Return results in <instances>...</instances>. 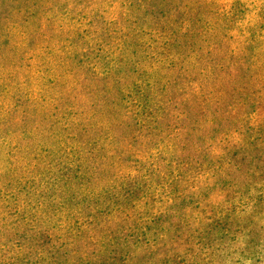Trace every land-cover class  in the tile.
<instances>
[{"label": "trees", "instance_id": "1", "mask_svg": "<svg viewBox=\"0 0 264 264\" xmlns=\"http://www.w3.org/2000/svg\"><path fill=\"white\" fill-rule=\"evenodd\" d=\"M179 9L185 17L180 29L172 18L165 21L171 37L167 33L154 36L141 26L138 32L147 38L136 39L128 25L103 20V16L81 27L86 37L81 43L87 49L84 52L76 51L79 38L60 35L64 42L74 43L68 60L86 57L90 72L75 71L72 76L82 79L62 99L41 96L45 86L41 72H24L13 58L11 65H19L20 75L6 71L9 63L1 65L0 264L86 261L85 253L73 245L75 238L64 241L70 238L67 232L76 233L81 224L88 227L102 214L116 217L115 211L129 203L135 191L146 198L147 208L129 225L110 224L109 231L102 229L96 251L106 257H117L133 246L130 264H171L181 253L170 244L175 238L183 239V232L206 237L207 226L224 219L231 230L235 219L259 230L264 181L249 186L248 179L237 177L236 172L246 169L252 177L259 173L257 177L264 178V119L259 116L264 109V35L257 25L244 27L238 45L231 48L223 40L226 34L218 33L204 49L194 39L201 23L198 16L205 12L200 1L184 0ZM171 10L177 9L168 7ZM223 15L212 13L213 19L200 26L210 32L223 26L224 31L228 19ZM94 49L98 54L92 56ZM176 66L181 67L180 73ZM11 77L14 84H5ZM186 79L197 82L191 93L194 100L181 113L182 125L170 127V132L164 129L160 135L156 131L161 119L168 122V106L162 105L161 111L167 114L154 115L149 126L145 118L154 108L151 103L169 92L172 97L165 102L171 104L172 88L189 83ZM205 82L218 83L214 88ZM31 83L35 84L30 91ZM208 87L212 89L206 92ZM168 138L171 142L165 143ZM232 151L243 155L239 169L230 165ZM247 156L249 164L244 163ZM41 169L45 179L36 174ZM187 173L207 177L206 183L178 193L185 187ZM232 189L239 194L238 201L229 205L228 212L212 214L215 197ZM84 212L89 213L85 218ZM231 237L221 250L232 248L231 241L237 238L235 233ZM39 238L55 242L50 257L31 255V241ZM248 238L227 255L224 252L221 261L248 264L255 245ZM254 254L255 262L261 263L258 253ZM218 263L219 259L213 262Z\"/></svg>", "mask_w": 264, "mask_h": 264}, {"label": "rangeland", "instance_id": "2", "mask_svg": "<svg viewBox=\"0 0 264 264\" xmlns=\"http://www.w3.org/2000/svg\"><path fill=\"white\" fill-rule=\"evenodd\" d=\"M199 1L202 11L204 10L205 12L204 15L198 16V19H201V23L198 24V27L196 28L198 32H195L194 39L200 41L199 43H202L204 49L209 43H211V41L215 40L214 35L218 33L220 37H222L223 34H226L223 40L227 41L226 44L231 48L238 45L239 39L242 38L240 34H242L241 32L244 27L248 29L250 26H253L254 28L257 25V29H260L264 35V0ZM183 3L184 0H0V69H2L1 65L9 63V65L4 67L6 71L8 69L15 70L14 75H20L21 72H18V69H20L18 68L19 65H11V58H13L15 59L13 60V63L19 61L20 63L18 64H22L25 68L24 72L33 70L37 72L39 71L45 75L43 76L45 78V86L43 87L42 97H47L51 101H54L59 96L58 99H62V97L65 96V93L70 87H72V84L79 83L82 79L81 77L75 79L72 76L75 74V71L87 72L86 70L88 67L86 65L88 59L80 56L74 62L68 60V56L66 57V55L71 52L74 43L71 41H66L67 43L64 42V37H61L60 35L67 36L71 33L72 37L79 38L78 49H76V51L80 52V50L83 49L81 52H84L87 49L82 48L81 43L85 41L86 37L85 33L84 35H81V27L85 28L84 25H87V22L103 16V20L107 21L113 19L119 23L128 25L130 30L132 28L130 31L131 36L136 39L138 37H141L140 39L147 38V36L141 35V33L138 32L141 26L151 29L153 31L152 35L154 36L155 34L158 36L167 33L168 37H171L172 30L165 27V21L168 18H172V22L174 20L177 21L178 29H180L185 17L178 10H180L179 7L183 6ZM171 6L177 10L167 11L168 7ZM229 10H232L230 15L224 16L223 13H226ZM212 13H216V16L223 15V18L228 19L225 21L226 29L224 31L221 29L223 26H219L220 28L217 30L215 29L213 32H210V30L204 25L202 27L200 26L213 19ZM77 20H81L82 22H77ZM248 33V30L244 31V34L247 35ZM79 35L84 36V39ZM199 46L200 45H197L196 48ZM193 48H195V44L193 45ZM96 53L98 54V51L97 49H94L92 51V56ZM7 56L9 58H7ZM3 58L7 59L4 60ZM79 59L80 61H78ZM175 69L180 73V66H176ZM181 73L182 74H178V76L183 75V70ZM0 77L3 78V75H0ZM13 77L4 81L5 84H14ZM192 78L193 77L190 79ZM195 78L197 77H194V79ZM190 79H186L188 80L187 82H189ZM212 81L213 80L211 79L209 83ZM217 83L218 82L208 84L205 82L204 84L212 85L215 88L217 87ZM34 84L35 83H31L27 89L31 91V89L34 88ZM196 85L197 82H189L184 86H174L175 88H172L171 92L174 93L175 98L171 104L165 102L171 95L169 92H167L166 97L165 95H162L159 100L152 101L151 105H154V108L150 113V107L147 109V113L150 115L145 118V122H148V125L150 126V124L152 125L151 118H153L154 115L161 117L162 115L167 114L161 111L162 105H166L168 106L167 110L169 111V115L165 118L168 122L162 123L161 119L156 132L161 135L164 129L168 130L170 127H176L178 129V127L182 125L181 113L187 110L190 99L194 100L191 93ZM210 89H212V87H208L206 92ZM3 97L9 101V97ZM204 98H206V95H204ZM202 101L204 104L205 100L202 99ZM26 109L27 105H24V110ZM260 112L261 114L259 116L261 117V120H263L264 109H261ZM201 116L202 114H200L199 117ZM168 131L170 132L171 130ZM134 135H138V133L136 132ZM163 135H165V133ZM169 140L171 142V139L168 138L165 140V143ZM133 147L137 150L136 146ZM253 156L256 157L255 155ZM228 157L229 160H232L230 165L233 169H239L243 155H235V151H232L229 153ZM249 160L250 157L247 156L244 163L249 164ZM245 171L246 169L244 172L243 170L242 172L240 170V172H236V174L237 177L248 179L250 183L249 186H258L264 181L263 177H257L259 176V173L255 174L257 176L252 177V175H250L251 173L247 174ZM44 172L45 169H41L36 172V174L40 179H45ZM180 173L182 174V172ZM188 176L190 177L189 173L185 174V176L183 175L186 188H181L178 190V193H187V189H189L190 186L197 187L207 178L203 177L201 179L197 176V173L192 174L190 178ZM205 183L206 181L204 184ZM248 189L249 188H246L245 192H247ZM31 193L33 194V190ZM238 195L235 194L234 189H232L225 195L223 194L215 197L213 200V208H211L212 214L228 212L227 208L229 205L236 202V199L238 201ZM27 197H29V195H27ZM130 197L129 203L115 211V214L117 215L116 217H114V214H102L97 216L95 220L93 219L94 223L87 225L88 227H84L86 224L80 225L79 223L80 228L77 229L78 231H76V233L73 231L71 234L67 232L66 236L71 239H65L64 241L67 242L75 238L74 240L76 242L73 243V245L75 246L76 244L81 253H85L87 256L85 257L86 261L71 264H130L134 262L132 258L134 254L132 250L133 246L124 248L123 252L116 254L117 257H106L103 253L96 251V242L100 237L99 234L102 229L109 231L107 228H109L108 225L110 224L123 225L127 223V225H129L132 223V220L134 221L137 219V215H140V212L143 209L147 208L145 205L146 198L144 199L141 193L135 191ZM259 210L261 212L258 216L262 219L259 221L261 222L260 225H258L259 230L254 225H250L245 221L238 223L237 219H235V224L232 225L231 230V225L227 224V221L224 219V222L207 226L206 237L198 238L193 234L182 231L184 234L183 239L179 240L175 238V241L170 244L171 248L181 253V256H177L175 261L171 264H213L217 259H219L220 264H227V262L228 264H233L229 260L224 263L221 261V258L226 257L225 255H227V252H230L231 249L239 246L240 242L245 243L246 239L244 238L246 236H249L248 239L252 238L255 243V245L252 246L251 254L249 256L250 258L247 260L248 264H264V210L263 208L262 210ZM87 214L89 213L84 212L82 216L85 218ZM112 220L114 221L111 222ZM191 232L192 231L190 230V233ZM234 233L236 234L237 239L233 242L231 241L232 248L221 250L223 246L229 244L230 238H232L231 236ZM47 240L48 239L45 238H39L36 241H31V255L38 257L37 259H42L41 257L44 255L50 257L48 252L53 250L52 246L55 242L49 243ZM41 249H44L43 254L40 253ZM224 252L225 255L223 257ZM254 253H258L259 260H262L261 263L255 262L256 260L253 259V257H255ZM137 259L139 258L134 260Z\"/></svg>", "mask_w": 264, "mask_h": 264}]
</instances>
